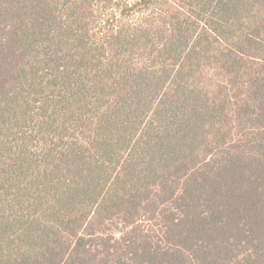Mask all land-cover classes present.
Listing matches in <instances>:
<instances>
[{
  "label": "trees",
  "instance_id": "1",
  "mask_svg": "<svg viewBox=\"0 0 264 264\" xmlns=\"http://www.w3.org/2000/svg\"><path fill=\"white\" fill-rule=\"evenodd\" d=\"M0 264H264V0H0Z\"/></svg>",
  "mask_w": 264,
  "mask_h": 264
}]
</instances>
